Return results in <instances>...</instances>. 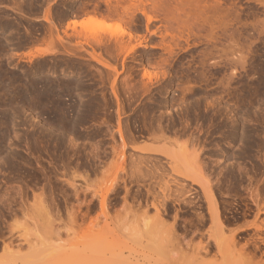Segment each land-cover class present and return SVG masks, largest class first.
Returning <instances> with one entry per match:
<instances>
[{
  "label": "rangeland",
  "instance_id": "1",
  "mask_svg": "<svg viewBox=\"0 0 264 264\" xmlns=\"http://www.w3.org/2000/svg\"><path fill=\"white\" fill-rule=\"evenodd\" d=\"M171 1L0 0V264H264V0Z\"/></svg>",
  "mask_w": 264,
  "mask_h": 264
},
{
  "label": "bare ground",
  "instance_id": "2",
  "mask_svg": "<svg viewBox=\"0 0 264 264\" xmlns=\"http://www.w3.org/2000/svg\"><path fill=\"white\" fill-rule=\"evenodd\" d=\"M131 1H132V0H131ZM134 1H135V0H134ZM170 1H171V0H170ZM172 1H173V0H172ZM172 1H171V3H172ZM175 1H176V0H175ZM181 1H182V0H181ZM200 1H201V0H200ZM212 1H214V0H212ZM137 2H138V1H137ZM173 2H174V1H173ZM182 2H183V1H182ZM177 3H178V1H177ZM175 4H176V2H174V5H175ZM137 5H138V4H137ZM86 20H87V21H86ZM148 21H150L149 18H148ZM88 23H94V21L92 22V19H91V18H89V19H85L83 22L81 21V22H79V23H76L75 21H71V24L68 25L67 27L70 28V29L72 28L73 30H75L77 27L83 28V26L87 25ZM95 25H96V24H95ZM98 26H101V25H98ZM102 30L105 32L104 29H102ZM231 54H232V53H231ZM139 149H140V148H139ZM142 149H143V152H145V151H144L145 148H141L140 150H142ZM145 150H146V149H145ZM146 151H149V149H147ZM150 151H151V150H150ZM170 157H171V156H170ZM170 157H169V158H170ZM172 157H173V156H172ZM175 157H176V156H175ZM171 159H172V158H171ZM171 159H170V160H171ZM176 159H177V157H176ZM176 159L174 158L175 161H176ZM172 160H173V159H172ZM174 160H173V161H174ZM177 162H179V161H177ZM160 193H161V192H160ZM162 197H163V196H162ZM157 199H158V198H157ZM157 199H155V200H157ZM159 199H160V198H159ZM166 199H167V198H166ZM164 200H165V199H164ZM157 201H158V200H157ZM162 203H164V202H162ZM151 204H152V203H151ZM158 204H159V203H158ZM152 205H153V206H156V204H155V205L152 204ZM161 206H162V205H161ZM157 207H158V206H157ZM157 207H156V208H157ZM156 208L154 207V209L158 211V209H156ZM146 209H147V208H146ZM157 211H156V212H157ZM158 212H159V211H158ZM210 212H211V211H210ZM146 214H147V212H146ZM156 214H157V215H156L157 217H155V218H157V219L154 220V225H156V226H157V225H161V224H160L161 221H159L160 218H161V215H160L159 213H156ZM144 216H145V215H144ZM257 229H258V228H257ZM232 240H233V239H232ZM232 240H231V241H232ZM261 242H262L263 245H264V242H263V241H261ZM233 243H234V242H232V244H233ZM228 245H230V244H228ZM216 246H218V244H217ZM256 247H257L256 249H259L258 246H256ZM218 248H219V246H218Z\"/></svg>",
  "mask_w": 264,
  "mask_h": 264
},
{
  "label": "crops",
  "instance_id": "3",
  "mask_svg": "<svg viewBox=\"0 0 264 264\" xmlns=\"http://www.w3.org/2000/svg\"><path fill=\"white\" fill-rule=\"evenodd\" d=\"M79 21H81V20H76V22H79Z\"/></svg>",
  "mask_w": 264,
  "mask_h": 264
}]
</instances>
